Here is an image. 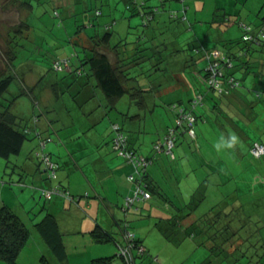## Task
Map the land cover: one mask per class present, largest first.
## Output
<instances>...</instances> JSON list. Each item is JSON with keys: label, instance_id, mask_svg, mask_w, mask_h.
Wrapping results in <instances>:
<instances>
[{"label": "rangeland", "instance_id": "1", "mask_svg": "<svg viewBox=\"0 0 264 264\" xmlns=\"http://www.w3.org/2000/svg\"><path fill=\"white\" fill-rule=\"evenodd\" d=\"M67 3L71 6H66ZM81 4L77 0H0V79L9 75L13 77L1 103L3 106L12 104L11 112L20 121L29 118L32 126L35 112H43L42 118L50 122L51 127L43 134L47 136L48 133L51 142H47L45 147L36 145L35 148L38 153H50L53 161L59 164L57 178L51 179L54 185L58 182L68 185L70 180L75 181L77 169L74 162L67 159L70 157L66 156L67 151L79 150L78 141L86 145L83 152L89 157L96 149L97 141L104 142L102 147L109 145L112 123L121 125L125 120L132 123L138 130L139 142L146 146L144 151H148L152 142L162 138L164 129L173 123L169 105L187 102L196 93L206 91L204 62L195 49L201 44L214 43L221 48L226 41L237 42L242 37L239 22L255 26L264 18V0H83L84 5ZM95 11H100L101 16H95ZM224 18L232 21L227 22ZM234 19H238L237 22ZM113 20L111 45H119L118 49L132 48L135 56L143 59L139 65H132L128 74L146 91L147 106L144 109L138 100L127 95L117 102L115 109H110L88 76L86 65L82 66L80 76L51 69L54 61L65 58L69 59L72 69L80 67L75 55L82 59L85 36H92L95 32L101 36L105 32L104 25ZM138 43L140 51H137ZM261 68H264V56L257 62V67L251 69L254 74L248 75L238 90L248 101L255 100L254 93L261 87L257 80L252 82ZM22 82L30 88L29 91L23 88ZM33 97L39 103V110L35 108ZM203 103L204 106L197 110L198 115L210 106L207 99ZM209 117L207 121L199 118L196 124V146L209 161L218 164L219 173L212 177L211 170L200 164V160L196 161L192 153V159H189V154L186 157L177 155L173 163L165 156L162 161L155 160L158 163L155 170L157 182L172 205L161 201L160 197L149 200L148 205H139L147 216L139 219V213L132 210L130 230L139 237L154 240V237H164L156 229L155 222L167 216H177L183 228L193 224L194 230L180 250L182 257L169 258L162 253V258H169L165 264H177L184 255L188 258L183 264H264V157L253 158L248 150L251 139L261 138L264 142V135H256L254 125L246 120L242 122L241 116L234 113L232 118L241 122L245 138L235 148L218 153L214 144L223 133L221 122H218L220 116H216L217 119ZM31 143L36 141L29 137L17 156L7 160L0 157V201L4 200L14 210L17 209L29 230V239L16 257L17 264H45L42 260L45 249L34 225L45 201L39 191L31 189L29 184L23 183L24 187L19 180L21 164L30 155L27 147ZM178 147L185 150L184 146ZM174 151L177 153L176 149ZM80 155L77 151L72 156L79 158ZM30 158L28 170L32 176L36 173V165H43L38 158ZM64 158L68 160L66 167L61 162ZM177 162L185 166L180 164L177 173L186 174L179 184L171 175V168ZM69 168L73 173L70 174ZM91 172H86L89 181L95 182ZM43 174L48 177L47 172ZM221 180H228L226 187H237L241 192L232 193L234 199H228V203L242 204L237 216L235 211L232 212L244 227L228 237V244L222 247L223 250L226 248V258L224 255L214 258L211 245L199 233V226L206 224L201 216L214 204L215 188ZM41 189L48 191L50 186ZM201 190L208 191L202 201ZM94 195L92 192L89 199L81 200L92 202ZM174 201L184 202L179 205L182 206L180 210L174 207ZM20 203L25 205V210L31 208L26 216ZM228 217L231 219L230 213ZM56 221L66 232L76 230L77 220L73 215L57 217ZM195 227L198 228L195 230ZM253 232H256L255 236H250ZM113 236L117 237L118 233ZM126 236L124 231L120 237ZM103 245L114 248L112 244ZM195 245L197 248L193 250ZM79 252V249L71 250V259ZM109 256L112 255L106 257ZM0 264L6 263L0 260Z\"/></svg>", "mask_w": 264, "mask_h": 264}, {"label": "trees", "instance_id": "2", "mask_svg": "<svg viewBox=\"0 0 264 264\" xmlns=\"http://www.w3.org/2000/svg\"><path fill=\"white\" fill-rule=\"evenodd\" d=\"M77 2L84 5L83 0H77ZM65 5L71 6L69 3ZM101 14L100 11H95V16H101ZM224 20L227 22L232 21L230 18H224ZM237 20L238 19H234L236 22ZM114 23L115 21L113 20L110 23L105 24V32L101 36L96 32L92 36H85L87 39L85 40V47H83L82 50V59H79V55H75L80 62V67L77 66L72 69L70 67L69 59L65 58L61 61H54L51 69L59 72L65 71L67 74L80 76L83 70L82 66L86 65L88 66V76L92 78L95 86L106 99L110 109H115L117 102L125 95L134 100H138L140 107L144 109L147 106V100L145 97L146 91L135 84L133 81H136V79L130 77L128 74V69H130L132 65H139L143 59L142 57L135 56L132 48L118 49L120 47L119 45H111V29ZM238 26L240 30H242V37L237 42L229 40L222 44V48H225V50H221L215 46L212 48L197 47L195 49V52L201 54V57H203L205 61L203 79L206 91L204 93H196V95L187 100V102L172 103L169 105L170 111L173 113L174 117L173 123L164 129L162 138L160 137L158 141L152 142L148 151H144L146 146H143V144L139 142L138 130L132 125V123L125 120L121 125L119 123L111 124V152L116 158L121 159L125 164L131 167V171L126 178L127 182L131 184L130 193L124 198L123 205L121 206V233L123 235L124 231H126L136 236V234L130 230V220L128 219L129 212L132 210L137 211L139 213V219L147 216L146 214H143L144 208L142 206L139 207V205H148V201L153 198L155 199L156 197H160L161 201L166 202V204H171V200L166 197V193L162 192L161 187L156 183L157 178L155 177V170L158 166L157 160L160 159L159 157L165 156L171 163L177 159V155L178 157H186L187 153L185 150L190 149L192 143H195L197 140L196 124L199 118L204 119L203 116L205 112L202 113V115H198V108L204 106L203 102L205 99H213L216 102V105H218L220 101L231 99V96L234 95L235 91L241 89L242 82H244V76L251 75V69L257 67V62H260L264 56V18L255 26L244 24L242 22H239ZM92 27L94 28L95 26L92 25ZM137 47V51H140L139 43ZM234 48H236V51L232 52V49ZM127 49H129V51H127ZM112 52H115L113 55L117 58L114 63L108 55V53ZM215 52L218 53L217 57L214 56ZM120 53L123 57L118 56ZM241 70L242 76L239 77L238 72H241ZM12 79L13 77L10 75L0 79V157L5 160L9 159L11 156H17L29 137L37 140H35L37 142V147H45L47 142H51V137L48 133L46 136L41 129L31 126L25 121H20L17 116L11 112L12 104L7 106L2 105L1 99L7 92ZM22 84L23 88L29 91L30 88H28L23 82ZM262 87V89L260 88L255 91V100L249 101L250 109L260 105L264 107V81ZM210 93H212L213 96H209ZM33 101L36 110H39V103L35 99ZM213 109L216 110L215 108ZM242 112L240 114H243ZM245 115L248 119L247 121L251 123L253 117L252 119H249L248 113ZM240 116L242 118V115ZM35 120L37 121V119H34V121ZM234 120L239 122L238 119ZM118 137H120V142L118 148H115L114 141ZM42 142L43 145H41ZM256 143L264 146V142L254 140L250 143L248 150L253 158L261 159L264 157V154L260 157L252 155V148ZM180 145L185 147L184 153L183 148L179 149L181 148L178 147ZM175 149L177 153H175ZM45 154L49 156L50 164H52V166L46 167V163L42 160V157ZM32 156L38 158L42 163V167L41 164H39V171L43 176H45L43 173L47 172L48 177L45 178L47 182L51 183V179L57 178L56 170L59 165L56 161H53L50 153H38L35 148L32 151ZM155 160L157 162H155ZM160 161L162 160L160 159ZM175 164H177L176 169H174ZM180 164L182 163L180 162ZM180 164H178V162L174 163L171 172L172 169L173 172L174 170H178ZM51 171L55 174L54 178H51ZM130 177H132V180ZM52 187H58L61 191V195H53L50 199H46L43 195L44 190L41 188L38 189L39 193L46 199V201L49 202L55 198H61L70 203H75L77 200L60 184H51L50 188ZM137 187H139L140 191H143L144 194H147V197L145 198L143 193H140L138 199L132 205L127 206L126 199L133 196L134 189ZM201 196L200 200H203V195ZM221 201H214V204L210 209L201 216L202 221L204 219L206 224L199 226V233L200 235H203V237L207 239L208 244L211 245L214 258L217 256L222 258V255L226 258V248L223 250L222 247L228 244V237L239 233L241 228L244 227V224H241L242 222H240V225H235L239 221L235 219L232 211H228L231 215V219L228 217V213H224L223 209L226 207H224V205L220 206ZM226 202L228 205L232 203H228V200ZM150 204L151 203H149V205ZM173 205L178 210L182 207H180V204L175 201L173 202ZM233 211H235L237 216L239 210L235 209ZM154 225L168 241L175 245L180 244L188 235L192 236V230H194L193 224L183 228L177 216H167V218L164 219L160 218ZM35 228L37 233L41 234L45 242L50 246L53 253H55L59 259H62L64 256V249L57 229L58 224L56 218L47 214L38 224L35 225ZM196 228L198 227H195V230ZM255 233L256 232H253L249 235L253 236ZM91 234L95 242L103 244L112 241L111 237H113L109 233L101 230L98 226L91 232ZM28 239L29 230L22 222L21 218L11 208L4 205L1 206L0 260L4 261L6 264H17L15 262L16 257L19 255V252L25 246ZM115 244H117V242ZM122 244H117L115 255L94 258L90 261V264H117L120 263V261V264H126L125 259L118 252L119 247ZM133 244L134 249L137 244L143 246L138 238L133 240ZM134 253L135 261L145 255L144 253L139 254L138 256L135 251ZM228 257L229 254H227V258ZM260 258L261 257L258 256V259ZM42 260L44 261V258ZM258 261L256 263H258ZM236 262H238V259Z\"/></svg>", "mask_w": 264, "mask_h": 264}, {"label": "crops", "instance_id": "3", "mask_svg": "<svg viewBox=\"0 0 264 264\" xmlns=\"http://www.w3.org/2000/svg\"><path fill=\"white\" fill-rule=\"evenodd\" d=\"M218 47V45L213 44H205L200 45L198 47H205V48H212V47ZM221 50H225V48H220ZM236 48L232 49V52H235ZM113 53H108L111 61L114 63L117 58L113 55ZM127 55V53H126ZM201 55V54H199ZM119 57H123L120 54H118ZM117 56V57H118ZM127 57V56H125ZM119 59V58H118ZM200 59L203 60L204 65L205 61L204 58L200 56ZM250 71V69H249ZM242 70L241 72H238V76H242ZM259 75L252 78V81L255 83L257 80L261 84V89L263 88V81H264V68H261L259 71ZM251 74H254L251 72ZM245 75V74H244ZM246 77V78H245ZM249 76H244V81L247 80ZM204 82V79H203ZM34 94V93H33ZM52 94L53 91H52ZM54 98H56L55 95H53ZM209 108L205 109V113L203 118L205 121H207L213 114V119L216 118V116H220L219 119L221 122V130H223L222 135H227L229 131H234L239 136V141L244 140L245 138V132L244 127L242 128L240 126V123L237 122L232 118V114H238L242 115L241 121L248 120L246 118V113L249 115V119H252V124L254 125V132L256 135H264V107L263 106H257L250 109L249 101L244 97L243 93L241 91H235L234 95L231 96V99H225L223 101H220L218 105H216V102L213 99H209ZM217 101V100H216ZM216 110H214L213 108ZM215 106V107H214ZM219 109V110H218ZM243 111V112H242ZM243 114H240V113ZM245 112V113H244ZM43 112H35L34 117L37 119L35 120L34 126L37 129H41L43 132H47L49 128L51 127L50 122L47 121L48 119H43L42 115ZM202 115V114H201ZM245 117V118H244ZM217 119V118H216ZM25 122H27L29 125L32 126V122L30 119H26ZM237 122V123H236ZM244 125V124H243ZM225 132V133H224ZM261 136V137H262ZM36 140V139H35ZM259 140L262 141L261 138L257 139L254 138L251 139L249 142V145L252 141ZM37 141V140H36ZM197 142V141H196ZM196 142L192 143V147L188 150H185L187 154H189V159H192L195 157L196 161L200 160L199 163L203 166L209 168L208 171L211 170L210 174L212 177L215 178V176L219 173L220 167H218V164L216 162L209 161V158H206L205 155L202 153L199 147L196 146ZM263 142V141H262ZM37 143V142H36ZM36 143H31L27 147V151L29 150L28 157L26 158L27 161L21 164L22 167V173L19 175V180H21V184H29L31 185V189L34 191H38L40 188H46L50 186L51 184L46 181V177H44L42 174H40L39 171V164L36 165L35 171L36 173H33L32 176H30V170L29 164L32 156V151L34 150ZM109 145L103 146L104 142L101 143L97 141L96 149L93 150L92 154L87 157L85 156L83 149L86 147L85 144H80L78 141L76 144L79 146V150L72 149L71 152L67 151L66 156H70L67 159H70L71 162H74L75 168L77 169L75 173V181L74 183L70 180L69 184L58 182L57 184H60L62 187L66 188L70 194L77 199L75 203H70L67 200L61 199V198H55L52 201H46L44 197V206L39 212V216L36 218V222L34 225L38 224L45 215L49 214L53 217L57 218L63 215L67 216H74L76 218V225L74 228L76 230L74 232H66V229L61 228V225H58V231L60 234V238L63 244L64 249V256L62 259H59L55 253L51 250L50 246L45 242L44 238L41 236V234L37 233V237L39 238L42 246L45 249V255L44 257V263L45 264H90V261L94 258L98 257H105L107 255H115L116 254V247L117 244H122L123 238L121 236V206L123 205L124 198L129 195L131 186L127 182V175L131 171V167L125 164L121 159L115 158L114 155L111 153V144L108 140ZM107 143V144H108ZM136 143V139H135ZM204 145V144H202ZM144 146V144H143ZM236 147V146H235ZM234 147V148H235ZM196 148V149H194ZM182 149V148H179ZM178 149V150H179ZM197 150V153H196ZM79 151L80 157L75 158L72 155ZM111 155H110V153ZM184 153V149H183ZM30 156V157H29ZM77 160H75V159ZM109 158V159H108ZM161 160H163V156L159 157ZM66 158L62 159L61 162L64 167L68 165ZM79 160V161H78ZM78 161V162H77ZM120 162V163H119ZM80 164V166L78 165ZM59 165V164H58ZM211 165V166H209ZM60 166H58V169ZM176 169V166L174 167ZM73 170V169H72ZM70 168V174L73 173ZM91 170V174L95 177L96 180L93 182L92 180L89 181L87 171ZM225 170V168H224ZM226 172V170H225ZM68 174V175H70ZM119 175V177H117ZM173 180H175L176 184L181 183V180L185 178L186 174L177 173V170L172 169L171 172ZM156 177V175H155ZM226 177V176H225ZM227 178V177H226ZM24 180V181H23ZM229 180V179H228ZM228 180H221L218 187L215 188L216 191V197L214 201H221L220 206L224 205V213H228V211H233L235 209H240L242 204H227L228 199H234L232 197V193H241L240 190L237 187H226V182ZM158 184V182H156ZM245 183V182H244ZM26 187L25 185H23ZM191 191V190H189ZM95 193L94 199L92 202H87L86 200H81L82 198L89 199L90 195ZM163 192V190H162ZM40 194V193H39ZM201 194H203V199H205V195H208V191H202ZM41 196V194H40ZM202 201V200H201ZM39 202H36L38 204ZM184 202H180L179 204H183ZM46 204L48 206L46 207ZM200 204V203H199ZM7 206L11 208L22 220V217L19 215V212L14 210L8 202L1 200L0 201V207L1 206ZM22 207V212L26 216L27 213L31 208H28L29 210H25V205L20 203ZM143 205V204H142ZM210 209V208H209ZM145 218V217H144ZM28 221L29 217H26ZM87 219L88 221H85ZM128 219H131V212L128 213ZM240 225V221L236 223L235 225ZM242 224V223H241ZM99 227L101 230L109 233L111 236H113L115 233H118L117 237H111L112 241H110L108 244H112L114 246L113 249H111L108 245H103V243H97L94 241L93 236L91 232L96 228ZM64 229V230H62ZM36 230V228H35ZM37 231V230H36ZM256 234V233H255ZM254 234V235H255ZM73 235V237H71ZM136 238H138L141 241V244L143 245L145 249V255L136 260V264H139L140 262H144V264H147V262H152V264H165L166 260L169 258H176V257H182L183 254H180L181 248L184 246V242L187 240H183L180 244L175 245L168 241L165 237H154V240H150L151 237H139L138 234L136 235ZM204 238V237H202ZM114 241V242H113ZM117 242V244H115ZM106 244V243H105ZM197 246L195 245V250ZM79 249V253L77 255H73V259H71V253L72 250ZM162 253H164V256L169 255L166 258H162ZM188 257L184 255L182 260L180 259L177 261V264L184 263ZM161 261V262H160ZM121 263V261H120ZM149 264V263H148Z\"/></svg>", "mask_w": 264, "mask_h": 264}, {"label": "built area", "instance_id": "4", "mask_svg": "<svg viewBox=\"0 0 264 264\" xmlns=\"http://www.w3.org/2000/svg\"><path fill=\"white\" fill-rule=\"evenodd\" d=\"M214 56L217 57L218 53L215 52ZM216 59V58H214ZM217 64V63H214ZM215 66V65H213ZM120 142V137H118L115 141H114V147L118 148ZM41 145H43V142L41 143ZM264 154V146L261 144H255L254 147L252 148V155L255 157H260L261 155ZM49 156L48 155H43L42 160L46 163V167L52 166V164H50V160H49ZM51 178H54L55 174L51 171ZM130 179L132 180V177H130ZM53 193V195H61V191L58 187H52L50 188L48 191H43V195L45 196L46 199H50L53 195H51ZM140 193H143V191H140V188L137 187L134 189L133 192V196L128 197L126 199V205L130 206L132 205L137 199ZM144 197H147V194H144ZM126 232V231H125ZM136 239V236L131 234L130 232H127V236L124 237L125 243L123 245H121L119 247V254H121L123 256V258L125 259V263L126 264H135V259H134V251L136 252V255L139 256V254H144L145 253V249L143 246H141L140 244L136 245L135 249L133 247V240Z\"/></svg>", "mask_w": 264, "mask_h": 264}, {"label": "clouds", "instance_id": "5", "mask_svg": "<svg viewBox=\"0 0 264 264\" xmlns=\"http://www.w3.org/2000/svg\"><path fill=\"white\" fill-rule=\"evenodd\" d=\"M239 143V136L234 131H229L227 135H221L218 141L214 144L216 151L233 149Z\"/></svg>", "mask_w": 264, "mask_h": 264}]
</instances>
